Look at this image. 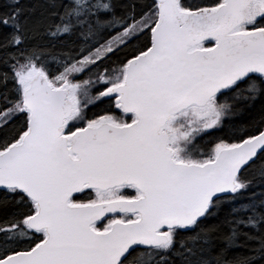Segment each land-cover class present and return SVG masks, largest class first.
<instances>
[{"label":"snow or ice","instance_id":"obj_1","mask_svg":"<svg viewBox=\"0 0 264 264\" xmlns=\"http://www.w3.org/2000/svg\"><path fill=\"white\" fill-rule=\"evenodd\" d=\"M0 264H264V0H0Z\"/></svg>","mask_w":264,"mask_h":264}]
</instances>
